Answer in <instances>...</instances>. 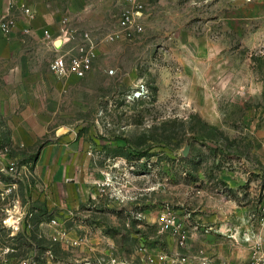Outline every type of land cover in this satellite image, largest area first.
Instances as JSON below:
<instances>
[{"label": "rangeland", "instance_id": "374dc122", "mask_svg": "<svg viewBox=\"0 0 264 264\" xmlns=\"http://www.w3.org/2000/svg\"><path fill=\"white\" fill-rule=\"evenodd\" d=\"M109 11L80 22L101 36L120 7ZM248 12L242 0H144L143 31L101 43L83 78L56 79L45 42L32 97L1 77L11 61L0 64V264H79L82 253L158 244L183 254L165 224L186 242L203 231L224 179L242 185L239 208L257 223L217 225L226 251L264 238V47L249 46ZM141 84L146 95L127 98Z\"/></svg>", "mask_w": 264, "mask_h": 264}, {"label": "crops", "instance_id": "0c3cea01", "mask_svg": "<svg viewBox=\"0 0 264 264\" xmlns=\"http://www.w3.org/2000/svg\"><path fill=\"white\" fill-rule=\"evenodd\" d=\"M124 0H0V19L8 15L14 22L13 28L8 36L4 35L0 30V64L11 61L13 71L10 75L1 76L6 79L17 80L23 96H31L35 93V88L41 86V81L44 80L47 70L45 62L38 57L40 49H47L44 44L43 31L47 30L56 37L58 34L59 24L62 18L69 19L73 26L79 29H84L80 22V17H90L94 21H101V17L109 15V9L120 7L122 8ZM249 8L247 19L251 22V37L250 47H264V0H242ZM144 2V0H143ZM24 4L26 7L34 11V18L28 19L20 5ZM144 12L140 19L143 22ZM29 29L28 34H24V29ZM98 54V52H97ZM0 77V78H1ZM20 93V95H21ZM20 99L15 102V108H19L20 104L25 103ZM13 108V110H16ZM222 186L215 187L214 193L219 196L218 208L219 211L212 210V215L202 218L203 224L207 225L203 231L192 234L186 242L185 253L181 254L175 249L169 248L168 251L154 246L151 249L141 248L129 256L118 257L114 255L113 249L106 247L101 249L96 255L92 257L82 253L76 262L79 264H110L111 259L124 264H149L146 261L147 255L155 256L164 253L167 256L176 258L185 257L186 263L183 264H200L201 258L208 261L209 264H245L248 260V249L246 248V241L240 239L236 244H245V246H234V249L229 252L224 247V240L218 238V233L223 234L221 227L216 229L217 225L223 224H250L256 223V219L242 215L239 206L242 202L238 199L239 192L237 188L242 186L237 183H230L223 180ZM49 202V200L47 201ZM234 207L233 211L227 213L226 210H221L225 205ZM42 210H48V203L40 202ZM214 207V206H213ZM212 207V208H213ZM199 219V218H198ZM213 227L215 229H213ZM241 226H238V228ZM247 230V228H246ZM220 235V234H219ZM231 235V234H230ZM235 234L232 236L234 237ZM248 235V234H247ZM99 241L102 237L96 236ZM195 244L199 246L194 247L192 240H196ZM263 238V237H262ZM264 240V238H263ZM87 253V251H85ZM81 263H80V262ZM17 264V263H16ZM154 264H158L155 262Z\"/></svg>", "mask_w": 264, "mask_h": 264}, {"label": "built area", "instance_id": "2783aa9c", "mask_svg": "<svg viewBox=\"0 0 264 264\" xmlns=\"http://www.w3.org/2000/svg\"><path fill=\"white\" fill-rule=\"evenodd\" d=\"M20 9L28 19L34 18V11L26 7L24 4L20 5ZM144 12L143 0H124L118 19L114 27L101 36H96V33L89 29H79L73 26L68 18L61 19L56 37H52L49 31H43V39L50 44L54 57L48 63V70L58 80L66 82L70 78H83L91 71L92 63L97 56L98 47L104 42H113L116 40H130L135 35L143 31L142 22L140 21ZM14 22L5 15L0 19V30L8 36L13 28ZM24 34L29 33V29L23 30ZM110 74L112 70L108 71ZM147 93V89L143 84L138 85L136 89L130 91L127 95L129 99H141ZM7 171H14L13 163L4 167ZM55 222L54 220L52 221ZM170 222V221H169ZM164 226L172 232L173 235H180L178 237V245L185 246L186 241L178 229L177 223L171 221ZM56 238H54L55 240ZM248 242V260L245 264H264V240L261 238H247ZM146 261L149 264H183L186 263L185 257L169 259L165 254H157L155 256L147 255ZM110 264H124L110 260ZM200 264H209L204 258H201ZM228 264V263H222Z\"/></svg>", "mask_w": 264, "mask_h": 264}, {"label": "water", "instance_id": "95a60500", "mask_svg": "<svg viewBox=\"0 0 264 264\" xmlns=\"http://www.w3.org/2000/svg\"><path fill=\"white\" fill-rule=\"evenodd\" d=\"M187 151H188V149H187V147H185V148L183 149V151H182V154H183V155H186V154H187Z\"/></svg>", "mask_w": 264, "mask_h": 264}]
</instances>
